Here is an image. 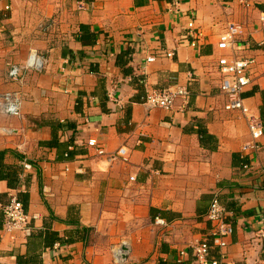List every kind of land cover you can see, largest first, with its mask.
<instances>
[{
    "label": "crops",
    "instance_id": "obj_1",
    "mask_svg": "<svg viewBox=\"0 0 264 264\" xmlns=\"http://www.w3.org/2000/svg\"><path fill=\"white\" fill-rule=\"evenodd\" d=\"M263 11L264 0H0V264H198L216 196L233 224L222 264H264V136L225 109L218 68L225 54L257 60L243 98L264 124ZM230 22L244 27L234 52L218 47ZM33 50L44 70L9 79ZM175 85L187 101L145 104ZM15 91L20 117L3 107ZM121 148L129 160L111 161ZM11 196L35 216L30 237L4 230Z\"/></svg>",
    "mask_w": 264,
    "mask_h": 264
},
{
    "label": "built area",
    "instance_id": "obj_2",
    "mask_svg": "<svg viewBox=\"0 0 264 264\" xmlns=\"http://www.w3.org/2000/svg\"><path fill=\"white\" fill-rule=\"evenodd\" d=\"M6 10H10L11 7L6 6ZM191 18L192 17V14ZM261 20L264 22V11L261 12ZM189 29L192 32L193 40L192 45H196L202 33L195 30V20L191 19L188 23ZM244 32V27L236 22H230L227 24L223 32L220 34V40L218 47L221 50L235 51L239 47L238 38ZM164 57H173L175 53L173 51L161 52ZM155 56L148 58V62L154 61ZM47 63V59L44 55L38 51H31L30 57L26 64H11L9 68V79L12 81L24 83L26 74L29 70L42 71ZM257 63L255 58H240L233 54H225L218 58V68L222 76L220 89L226 95L227 102L225 109L229 111H240L248 119L249 130L255 141L264 136V124L259 116L252 113L251 109L245 104L243 93L245 89L252 83V71ZM143 82L145 80H142ZM111 95L110 97H112ZM190 91L187 87L181 85H175L174 87L165 89H154L148 91L145 96V104L149 107H159L165 110H171L177 99L182 98L185 101L189 99ZM23 97L20 92H7L3 95V107L5 111L12 116L20 117L22 115ZM90 146L96 147L98 154H105L104 147L96 139H92L88 142ZM247 147H257L256 143ZM111 161L123 160L127 162L129 160L127 151L121 148L118 152L109 157ZM25 167L30 169L31 164L25 163ZM132 180L134 177L131 178ZM4 212V230L7 233L13 234L16 231H21L25 237H30L34 232V220L35 216L31 215L25 204L17 197L11 196L9 202L3 208ZM229 212L226 207L221 203L216 196L207 212V220L211 223L208 236L193 245V254L195 261L198 264H222L226 259V248L229 244V237L233 234V224L228 221ZM264 220V217H263ZM155 223L159 226H168V222L160 217L155 219ZM258 237H264V229L258 234ZM216 247L220 248V259L213 258V250ZM113 253L116 257L121 256V249L116 247L113 249ZM183 254L185 252H182Z\"/></svg>",
    "mask_w": 264,
    "mask_h": 264
},
{
    "label": "bare ground",
    "instance_id": "obj_3",
    "mask_svg": "<svg viewBox=\"0 0 264 264\" xmlns=\"http://www.w3.org/2000/svg\"><path fill=\"white\" fill-rule=\"evenodd\" d=\"M114 255V254H113Z\"/></svg>",
    "mask_w": 264,
    "mask_h": 264
}]
</instances>
